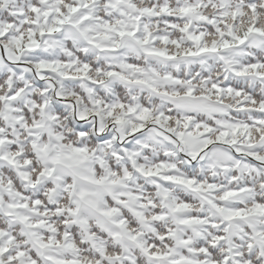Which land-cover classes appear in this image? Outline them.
I'll list each match as a JSON object with an SVG mask.
<instances>
[{"label":"snow or ice","instance_id":"6c2138e0","mask_svg":"<svg viewBox=\"0 0 264 264\" xmlns=\"http://www.w3.org/2000/svg\"><path fill=\"white\" fill-rule=\"evenodd\" d=\"M0 264H264V0H0Z\"/></svg>","mask_w":264,"mask_h":264}]
</instances>
